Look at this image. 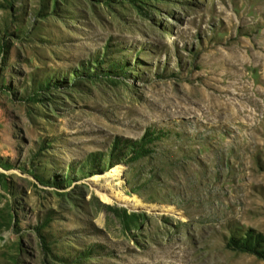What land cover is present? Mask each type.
<instances>
[{"label":"rangeland","instance_id":"rangeland-1","mask_svg":"<svg viewBox=\"0 0 264 264\" xmlns=\"http://www.w3.org/2000/svg\"><path fill=\"white\" fill-rule=\"evenodd\" d=\"M0 264H264V0H0Z\"/></svg>","mask_w":264,"mask_h":264},{"label":"bare ground","instance_id":"bare-ground-1","mask_svg":"<svg viewBox=\"0 0 264 264\" xmlns=\"http://www.w3.org/2000/svg\"><path fill=\"white\" fill-rule=\"evenodd\" d=\"M114 171H115V172H114V175H115V176L120 175V174H119L120 171H119L118 169H116V170H114ZM108 177H109V176H108ZM103 197L105 198L106 201H110V199H109L108 197H106V196H103ZM119 200H123V201H125V202L130 203L129 205L132 206V207L139 205V204H138V201H137L136 199H131V200H128V199H121V196H119Z\"/></svg>","mask_w":264,"mask_h":264}]
</instances>
